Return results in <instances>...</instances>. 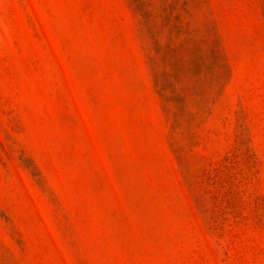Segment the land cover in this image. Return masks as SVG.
<instances>
[{"label":"rangeland","instance_id":"obj_1","mask_svg":"<svg viewBox=\"0 0 264 264\" xmlns=\"http://www.w3.org/2000/svg\"><path fill=\"white\" fill-rule=\"evenodd\" d=\"M0 264H264V0H0Z\"/></svg>","mask_w":264,"mask_h":264}]
</instances>
